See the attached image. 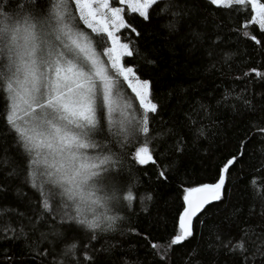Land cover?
Instances as JSON below:
<instances>
[{"label":"snow or ice","instance_id":"6c2138e0","mask_svg":"<svg viewBox=\"0 0 264 264\" xmlns=\"http://www.w3.org/2000/svg\"><path fill=\"white\" fill-rule=\"evenodd\" d=\"M118 3L0 0V264H264V0Z\"/></svg>","mask_w":264,"mask_h":264},{"label":"trees","instance_id":"16d2710c","mask_svg":"<svg viewBox=\"0 0 264 264\" xmlns=\"http://www.w3.org/2000/svg\"><path fill=\"white\" fill-rule=\"evenodd\" d=\"M113 6H119L118 0H113ZM220 15V19L226 18V12L224 10H217ZM125 17L128 19L130 23H133L134 25L138 26L140 23V18L137 16L135 19H133L131 16L128 15V13L125 11ZM209 17L211 18V10L209 11ZM82 27V25H81ZM122 32H125L127 34V30H121ZM130 35V34H129ZM131 38L134 39V36H131ZM243 39V37H241ZM157 46H161L165 43L162 37H160L157 41ZM250 48H254V45H251V42H247ZM162 55L165 57L164 61L161 62V67L162 68H169L175 72H177L180 75H184L186 72H191L195 74V66H186L185 65V60L183 57L182 53H179L177 57L175 58V61L173 62L172 60L168 59V53L166 49L162 51ZM126 61L129 63H135V61H132L130 58H124ZM239 63V61H238ZM247 67H257L261 71H264V67H261L259 63H257V60L253 58L252 60L248 61L247 65L245 64H240V68L243 70H247ZM234 72L238 74L239 70L234 69ZM239 91V88L236 89ZM129 96H131V93H128ZM226 115L222 117V119H226ZM240 135H243V130H241ZM134 150V149H133ZM242 190V189H241ZM29 192L31 191L30 189L28 190ZM156 195H157V205L153 208L152 210V221L155 223L157 221L158 216H163L167 215L169 219V228H170V221H171V213L172 209L174 208V204L171 203V191L168 188H163V189H156ZM34 195V194H33ZM126 223V222H125ZM146 223V221H145ZM167 229H165L163 226H160L155 232L152 234V239L159 245H163L168 242V237H167Z\"/></svg>","mask_w":264,"mask_h":264},{"label":"rangeland","instance_id":"374dc122","mask_svg":"<svg viewBox=\"0 0 264 264\" xmlns=\"http://www.w3.org/2000/svg\"><path fill=\"white\" fill-rule=\"evenodd\" d=\"M110 3H112V6H113V0H110Z\"/></svg>","mask_w":264,"mask_h":264}]
</instances>
